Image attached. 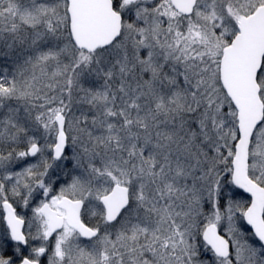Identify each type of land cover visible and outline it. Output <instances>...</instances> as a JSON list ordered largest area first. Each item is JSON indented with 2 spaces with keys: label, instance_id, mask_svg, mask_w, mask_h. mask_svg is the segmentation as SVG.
I'll use <instances>...</instances> for the list:
<instances>
[{
  "label": "snow or ice",
  "instance_id": "1",
  "mask_svg": "<svg viewBox=\"0 0 264 264\" xmlns=\"http://www.w3.org/2000/svg\"><path fill=\"white\" fill-rule=\"evenodd\" d=\"M0 264H264V0H0Z\"/></svg>",
  "mask_w": 264,
  "mask_h": 264
}]
</instances>
